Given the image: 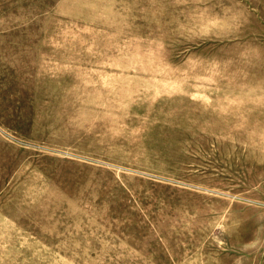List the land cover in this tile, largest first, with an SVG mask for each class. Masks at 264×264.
<instances>
[{"label":"rangeland","instance_id":"1","mask_svg":"<svg viewBox=\"0 0 264 264\" xmlns=\"http://www.w3.org/2000/svg\"><path fill=\"white\" fill-rule=\"evenodd\" d=\"M264 0H0V264H262Z\"/></svg>","mask_w":264,"mask_h":264},{"label":"built area","instance_id":"2","mask_svg":"<svg viewBox=\"0 0 264 264\" xmlns=\"http://www.w3.org/2000/svg\"><path fill=\"white\" fill-rule=\"evenodd\" d=\"M262 264H264V252H263V262H262Z\"/></svg>","mask_w":264,"mask_h":264}]
</instances>
